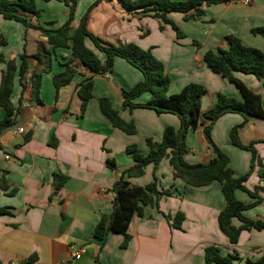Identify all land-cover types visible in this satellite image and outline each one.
<instances>
[{"label":"crops","instance_id":"obj_1","mask_svg":"<svg viewBox=\"0 0 264 264\" xmlns=\"http://www.w3.org/2000/svg\"><path fill=\"white\" fill-rule=\"evenodd\" d=\"M250 1L249 6L236 0L204 6L202 15L189 20L181 13H169L168 18L183 34L178 37L170 24L142 14L140 9L127 11L118 0H101L90 12L87 28L106 42L133 43L150 50L170 77V95L191 83L203 85L206 94L201 108L205 113L213 107L218 94L243 100L234 84L208 68L205 53L228 50V36L264 53V37L252 32L264 27V0ZM85 3L87 8L96 0ZM36 6L41 10L39 16L23 12L22 15L46 29L60 28L69 15L68 7L60 0H36ZM78 7L74 28L85 13L84 7ZM0 32L7 40V45L0 47L5 59H14L19 65L20 56L26 54L29 63L25 89L18 74L14 82L12 102L18 111L14 128L0 134V176L8 185L7 190L0 189V208L8 210L0 216V264H206L205 249L209 246L218 247L224 254H238L243 260L235 264L255 261L264 255V231H243L239 242L232 245L220 230L219 214L226 205L221 184L187 185L174 178L168 158L157 167L148 165L142 176L125 179L140 187L156 181L160 191L171 190L172 195L160 198L158 205L144 206L143 216L134 215L125 247V238L119 233L108 232L102 240L96 239V226L102 220L109 221L113 213L115 183L134 164L127 147L136 146L147 155V139L160 142L166 127L179 130L181 122L174 114L123 107L124 91L144 77L120 57L115 58L112 70L103 74H94L74 60L78 74L56 92L53 77L71 61V50H53L40 30L1 15ZM85 44L104 64L105 55L92 41L86 39ZM36 55H40L41 61ZM45 68L49 72L41 77L39 103L33 97L30 78ZM5 69L6 64H0V82ZM235 76L264 96L262 80L239 72ZM86 77H93L94 88L92 99L83 106L78 86ZM101 98L109 99L125 122L134 123L135 134L112 126L101 112ZM150 99L151 94L144 93L135 103ZM4 116L0 107V120ZM208 124V120L203 121L186 135L188 151L183 158L190 165L209 164L213 157L204 135V126ZM240 125V140L245 145L253 144L256 152L251 171L252 151L236 147L230 137L231 130ZM20 128L24 133L18 132ZM211 137L228 156L236 177L250 173L244 186L261 201L243 214L264 222V180L260 178L264 168V120L250 118L245 122L240 114H224L214 123ZM58 176L66 180L56 191ZM236 198L244 204L257 200L243 190L236 191ZM178 213L183 214L180 228L174 226ZM233 223L237 227L242 224L237 219ZM77 253L80 259L74 258Z\"/></svg>","mask_w":264,"mask_h":264},{"label":"trees","instance_id":"obj_2","mask_svg":"<svg viewBox=\"0 0 264 264\" xmlns=\"http://www.w3.org/2000/svg\"><path fill=\"white\" fill-rule=\"evenodd\" d=\"M49 2L51 0H43ZM69 9V15L65 23L58 29H46L41 25H34L30 22L27 15L23 13L40 15L41 10L36 6V0H0V15L6 20H15L23 23L26 27H32L40 30L53 50L66 48L71 50V61L64 64V71L53 77V84L56 92L62 87L67 86L78 74L76 67L72 64L78 60L89 71L94 74H103L113 68L114 60L120 57L126 60L133 67L143 74V80L137 83L130 90L123 93L124 108H146L155 111L158 114L170 113L176 115L180 122L179 130L173 127H166L163 133V139L155 142L147 139V145L150 150L147 155H143L136 146H129L126 149L128 155L134 160L132 167L123 172L122 177L115 183L113 191L115 193L114 209L109 221L102 220L95 228L94 237L102 240L108 232L122 234L125 238L123 246L128 240V228L134 215L143 216V207L147 205H158L160 198L171 196V190H159L156 181L149 185L140 187L131 185L125 177H139L144 174L148 165H157L168 158L169 164L173 169L175 179L183 180L192 187H203L213 182H219L222 186V193L225 198V208L219 214V227L222 233L228 238L230 244L236 245L239 242L243 231L257 230L264 231V222L251 220L244 216V211L255 206L261 201L255 193L249 192L244 186L250 173L244 176L236 177L230 167V160L214 143L211 137V130L214 123L224 114L236 113L244 117L245 122L250 118L264 120V96L250 90L235 74L243 73L253 75L263 81L264 87V53L256 48L246 47L239 38L228 36V50H209L204 55V61L208 68L214 73L220 75L234 84L242 95L243 100L218 94L216 102L211 109L202 113L201 102L206 94V89L201 84L191 83L185 86L179 93L170 95L168 93L170 77L166 73L164 64L156 59L150 50H144L139 46L128 44H112L93 35L87 28L89 12L84 14L77 28L72 26L75 19L78 0H60ZM101 0H98L99 2ZM128 11L140 9V13L148 14L153 18L161 20L164 24H170L176 31L178 37L183 34L175 23L168 18L172 12L181 13L186 20L199 17L203 14L204 6H211L227 2L228 0H140L133 2L130 0H121ZM163 25L161 29H163ZM253 34H259L264 37V27L252 30ZM92 41L94 47L102 52L106 59L104 64L97 54L89 49L85 41ZM7 40L0 32V47L6 46ZM41 61L40 55L35 56ZM0 64H6V69L2 74L0 82V107L5 111V116L0 120V134L3 130L15 125V116L17 109L12 102L14 82L17 74L20 77L23 90L25 89V80L29 72L28 56H20V64L16 60H6L0 52ZM49 72L45 68L43 71L33 73L30 80L33 88V97L41 103L39 98L40 81L43 73ZM94 80L93 77H86L78 86V95L85 106L93 97ZM144 93H150L151 99L146 103H135V100ZM99 105L102 114L110 121L113 127L123 131L126 134L136 133L134 123H127L116 111L112 103L107 98H101ZM208 120L209 124L204 126V135L213 152V157L209 164L190 165L185 162L183 156L188 151L185 140L190 130L196 129L203 121ZM242 125L236 126L231 130L230 137L233 145L241 149L252 151L253 160L251 169L255 162V149L253 144L245 145L239 137V131ZM29 136L26 137L28 139ZM110 164L113 166L112 160ZM56 191L64 184L66 178L56 177ZM260 178L264 180V168L260 172ZM8 185L3 177L0 176V189L7 190ZM243 190L257 200L252 204H244L236 198V191ZM8 210L0 208V216L7 214ZM237 219L242 224L235 226L233 220ZM183 214L178 213L175 217L174 226L180 228ZM34 260V257L32 258ZM243 259L236 253L224 254L216 246H209L205 249L206 264H235ZM245 264H264V255L259 259L246 260Z\"/></svg>","mask_w":264,"mask_h":264},{"label":"rangeland","instance_id":"obj_3","mask_svg":"<svg viewBox=\"0 0 264 264\" xmlns=\"http://www.w3.org/2000/svg\"><path fill=\"white\" fill-rule=\"evenodd\" d=\"M98 0H96V3H94V4H92V5H89L87 8H86V6L87 5H85V4H87V3H85V0H78L77 1V7H78V5H79V9H82L83 7H84V9H85V13L84 14H86V13H88L89 12V15H90V12L92 11V9L95 7V5L97 4V3H99V2H97ZM130 1H133V2H137V1H140V0H130ZM172 1V0H171ZM118 2H120V3H122L124 6H125V4L121 1V0H118ZM125 8H126V6H125ZM83 9V10H84ZM126 10H127V8H126ZM128 11V10H127ZM32 28V27H31ZM120 44V43H119Z\"/></svg>","mask_w":264,"mask_h":264},{"label":"built area","instance_id":"obj_4","mask_svg":"<svg viewBox=\"0 0 264 264\" xmlns=\"http://www.w3.org/2000/svg\"><path fill=\"white\" fill-rule=\"evenodd\" d=\"M238 3L244 5V6H249L251 4V1L250 0H236ZM18 132L21 134V133H24V129H19ZM74 258L75 259H80V254L77 253L74 255Z\"/></svg>","mask_w":264,"mask_h":264},{"label":"water","instance_id":"obj_5","mask_svg":"<svg viewBox=\"0 0 264 264\" xmlns=\"http://www.w3.org/2000/svg\"><path fill=\"white\" fill-rule=\"evenodd\" d=\"M11 128H14V126H11Z\"/></svg>","mask_w":264,"mask_h":264}]
</instances>
